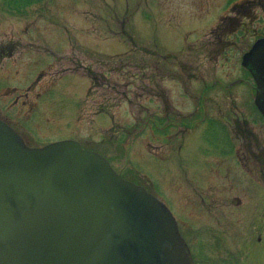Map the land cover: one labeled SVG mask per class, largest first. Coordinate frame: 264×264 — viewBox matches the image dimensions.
Here are the masks:
<instances>
[{
  "label": "rangeland",
  "instance_id": "obj_1",
  "mask_svg": "<svg viewBox=\"0 0 264 264\" xmlns=\"http://www.w3.org/2000/svg\"><path fill=\"white\" fill-rule=\"evenodd\" d=\"M261 32L264 0L0 5V118L31 147L102 155L165 204L197 264H264V121L240 64Z\"/></svg>",
  "mask_w": 264,
  "mask_h": 264
},
{
  "label": "water",
  "instance_id": "obj_2",
  "mask_svg": "<svg viewBox=\"0 0 264 264\" xmlns=\"http://www.w3.org/2000/svg\"><path fill=\"white\" fill-rule=\"evenodd\" d=\"M264 117V36L242 55ZM0 264H194L163 202L75 140L29 147L0 119Z\"/></svg>",
  "mask_w": 264,
  "mask_h": 264
},
{
  "label": "trees",
  "instance_id": "obj_3",
  "mask_svg": "<svg viewBox=\"0 0 264 264\" xmlns=\"http://www.w3.org/2000/svg\"><path fill=\"white\" fill-rule=\"evenodd\" d=\"M44 1L45 0H0V5L3 8V10L10 15L23 16V15L27 14V12L29 11V9L31 7L36 6L38 4H41ZM262 35H264V32H261L259 35H257V37H261ZM87 70H88L87 74L91 78V81H92V88H95V87H98L101 85L103 86V74H98L94 71H91L90 69H87ZM105 110L106 109L103 108L102 106L99 107V111H105ZM259 117H260V119H262V121H264V119L262 118L261 115ZM161 122H162V120H159V123H161ZM171 127H173V124L171 121H168V123L165 124L164 129L167 130V129H170ZM253 147L258 149L257 145H253ZM255 155H254V157H255ZM249 156L250 157L253 156L251 153V149L249 150ZM260 159H258V161H260Z\"/></svg>",
  "mask_w": 264,
  "mask_h": 264
},
{
  "label": "flooded vegetation",
  "instance_id": "obj_4",
  "mask_svg": "<svg viewBox=\"0 0 264 264\" xmlns=\"http://www.w3.org/2000/svg\"><path fill=\"white\" fill-rule=\"evenodd\" d=\"M200 103V102H199ZM212 122H214L213 120H212ZM216 123V122H215ZM219 127H221L224 131H226L225 130V128L222 126V125H220L219 124ZM242 129H238V130H236L237 131V133H238V136L239 135H241V136H243L244 138H246V137H251V135H252V130H250L249 128H248V126H247V124H246V122L244 121L243 123H242ZM227 132V131H226ZM227 134H228V132H227ZM228 136H229V134H228ZM231 139V138H230ZM250 144V143H249ZM256 145V144H255ZM258 151H259V153H262V149L261 148H259L258 149ZM243 164H248V162H242ZM250 163V162H249ZM254 163L255 164H253L255 167H258V170H260L262 173H264V161H262V160H260V161H254Z\"/></svg>",
  "mask_w": 264,
  "mask_h": 264
}]
</instances>
